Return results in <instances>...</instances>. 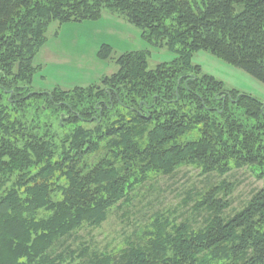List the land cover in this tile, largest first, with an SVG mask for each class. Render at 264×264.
Listing matches in <instances>:
<instances>
[{
	"label": "trees",
	"instance_id": "1",
	"mask_svg": "<svg viewBox=\"0 0 264 264\" xmlns=\"http://www.w3.org/2000/svg\"><path fill=\"white\" fill-rule=\"evenodd\" d=\"M107 9L178 57L152 70L146 52L126 53L98 85L34 91L49 27ZM204 50L264 84V0H0V264H62L60 244L152 175L193 165L264 179V104L204 73L192 61ZM227 190L197 203L200 229L162 216L145 242L79 264H264V188L233 217Z\"/></svg>",
	"mask_w": 264,
	"mask_h": 264
},
{
	"label": "rangeland",
	"instance_id": "2",
	"mask_svg": "<svg viewBox=\"0 0 264 264\" xmlns=\"http://www.w3.org/2000/svg\"><path fill=\"white\" fill-rule=\"evenodd\" d=\"M47 37L46 45L34 61L35 66L40 67L32 83V89L37 92L51 93L57 88L74 91L75 88L98 85L102 79L119 71L115 59L126 53L146 52L152 70L178 57L167 47L143 39L139 28L108 9L96 21L85 20L62 26L53 23ZM102 46L113 49L109 60L100 58ZM192 61L200 65L204 73L221 80L228 90L255 96L264 104V84L243 69L226 63L207 50L196 52ZM225 183L229 190L227 200L231 203V207L224 211L227 217L235 216L256 192L264 188V179L257 178L250 168L234 169L222 178L217 174L205 176L193 165L179 168L174 175H152L132 192L129 202L110 212L102 226H85L60 244L58 253L64 256L62 264H79L82 259L95 254L118 257L130 244L145 242L152 223L162 216L175 225L190 224L198 230L209 216L204 210L198 212L197 203L210 188H219ZM224 197L223 191L220 199ZM85 251L87 255L83 256ZM72 253L76 254V261Z\"/></svg>",
	"mask_w": 264,
	"mask_h": 264
}]
</instances>
